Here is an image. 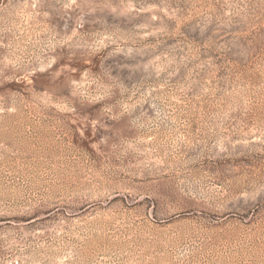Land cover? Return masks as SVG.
<instances>
[{
	"label": "rangeland",
	"instance_id": "obj_1",
	"mask_svg": "<svg viewBox=\"0 0 264 264\" xmlns=\"http://www.w3.org/2000/svg\"><path fill=\"white\" fill-rule=\"evenodd\" d=\"M0 264H264V0H0Z\"/></svg>",
	"mask_w": 264,
	"mask_h": 264
}]
</instances>
